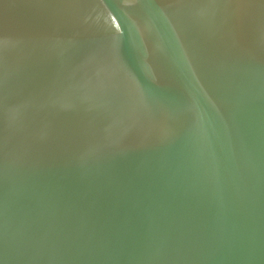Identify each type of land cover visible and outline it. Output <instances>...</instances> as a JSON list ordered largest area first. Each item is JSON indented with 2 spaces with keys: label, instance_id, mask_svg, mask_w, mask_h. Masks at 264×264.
I'll use <instances>...</instances> for the list:
<instances>
[{
  "label": "water",
  "instance_id": "water-1",
  "mask_svg": "<svg viewBox=\"0 0 264 264\" xmlns=\"http://www.w3.org/2000/svg\"><path fill=\"white\" fill-rule=\"evenodd\" d=\"M0 264H264V0H0Z\"/></svg>",
  "mask_w": 264,
  "mask_h": 264
}]
</instances>
